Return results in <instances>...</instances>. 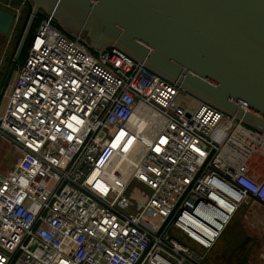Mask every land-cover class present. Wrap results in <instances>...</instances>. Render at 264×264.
Masks as SVG:
<instances>
[{"label": "built area", "instance_id": "2783aa9c", "mask_svg": "<svg viewBox=\"0 0 264 264\" xmlns=\"http://www.w3.org/2000/svg\"><path fill=\"white\" fill-rule=\"evenodd\" d=\"M4 4L9 43L34 2ZM39 14L0 113L19 154L0 170V264H206L242 205L264 211V128Z\"/></svg>", "mask_w": 264, "mask_h": 264}, {"label": "water", "instance_id": "95a60500", "mask_svg": "<svg viewBox=\"0 0 264 264\" xmlns=\"http://www.w3.org/2000/svg\"><path fill=\"white\" fill-rule=\"evenodd\" d=\"M18 59L42 10L92 47L114 42L185 87L264 128V0H33ZM13 15L0 8V32ZM13 61L0 90L4 95ZM239 103L243 104L239 105Z\"/></svg>", "mask_w": 264, "mask_h": 264}, {"label": "rangeland", "instance_id": "374dc122", "mask_svg": "<svg viewBox=\"0 0 264 264\" xmlns=\"http://www.w3.org/2000/svg\"><path fill=\"white\" fill-rule=\"evenodd\" d=\"M6 0H0V8L7 9L5 6ZM31 10L26 9L23 12L22 27H20L14 35H12L11 40L7 43V38L9 32L4 34L0 32V78L5 76L10 64L13 62L14 54L16 52L18 42L20 39V33H22L24 26L27 22L29 12ZM19 60V58L17 59ZM16 70V65H15ZM13 71L9 85L1 98L0 102V113H2L7 100V93L10 90V84L14 80L16 71ZM183 95V94H182ZM258 158V155L254 156ZM19 154L15 152L12 144L6 139L0 137V170L7 171L12 168V166L17 162ZM133 193L137 196V188L140 184L133 183ZM145 188V187H144ZM146 189V188H145ZM258 212H252L250 204H244L240 209H238L228 224L223 229L221 235L218 237L219 242H224L229 238V243H234L235 248L238 247L239 238H235V232L237 230L243 231L242 238L248 237L249 241L247 244L238 248L236 251H241L239 257L242 260L241 264H261L260 253L264 249V211L258 208ZM232 248V247H231ZM233 249V248H232Z\"/></svg>", "mask_w": 264, "mask_h": 264}, {"label": "bare ground", "instance_id": "6f19581e", "mask_svg": "<svg viewBox=\"0 0 264 264\" xmlns=\"http://www.w3.org/2000/svg\"><path fill=\"white\" fill-rule=\"evenodd\" d=\"M155 116L151 115V114H147L144 113L141 110H136L132 116V121L136 124V126L139 129H142L144 126H148L149 124V129L145 131V133H143L144 137H146V139H150L152 133L154 132V130L156 129V125L153 124L154 120H155ZM142 151V149L140 147H137L135 149V153L134 155H132L131 157H128V161L131 160L133 161V158L136 155H139V153ZM136 154V155H135ZM119 160V157H117L114 160L113 165H115L117 163V161ZM129 172V169L126 167V165H124V173L127 174Z\"/></svg>", "mask_w": 264, "mask_h": 264}, {"label": "crops", "instance_id": "0c3cea01", "mask_svg": "<svg viewBox=\"0 0 264 264\" xmlns=\"http://www.w3.org/2000/svg\"><path fill=\"white\" fill-rule=\"evenodd\" d=\"M230 247L229 238L224 242H219V239H217L209 251L206 264H229L227 256Z\"/></svg>", "mask_w": 264, "mask_h": 264}, {"label": "flooded vegetation", "instance_id": "af4514ba", "mask_svg": "<svg viewBox=\"0 0 264 264\" xmlns=\"http://www.w3.org/2000/svg\"><path fill=\"white\" fill-rule=\"evenodd\" d=\"M235 238H239V242H238V247L235 248L234 243H230L231 247L233 248H229V253L227 258L229 259V264H241L242 260L239 257V255L241 254V251H236L238 248H242V246H244L245 244H247V242L249 241L248 237L242 238L243 236V231L242 230H237L235 232ZM242 255V254H241Z\"/></svg>", "mask_w": 264, "mask_h": 264}, {"label": "trees", "instance_id": "16d2710c", "mask_svg": "<svg viewBox=\"0 0 264 264\" xmlns=\"http://www.w3.org/2000/svg\"><path fill=\"white\" fill-rule=\"evenodd\" d=\"M40 19H41V14H38V15L35 17L34 21H33L32 27H31V29H30V32H29V35H28V38H27V41H26V43H25V45H24V47H23V49H22L21 55H20V57H19V60H20V61H22V60L24 59V57H25V55H26V53H27L30 37H31L32 33L35 31V29H36V27H37V25H38ZM21 34H22V33H20V35H21Z\"/></svg>", "mask_w": 264, "mask_h": 264}]
</instances>
